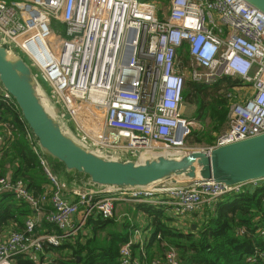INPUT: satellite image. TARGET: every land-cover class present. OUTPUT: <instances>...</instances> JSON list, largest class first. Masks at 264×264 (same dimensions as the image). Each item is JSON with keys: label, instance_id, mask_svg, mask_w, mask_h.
<instances>
[{"label": "built area", "instance_id": "obj_1", "mask_svg": "<svg viewBox=\"0 0 264 264\" xmlns=\"http://www.w3.org/2000/svg\"><path fill=\"white\" fill-rule=\"evenodd\" d=\"M163 4L156 0H0V44L31 67L49 103L57 105V117L75 131L77 139L73 138L105 159L143 161L158 155L210 154L217 146L263 133L264 12L245 0H167L166 12ZM53 23L63 25V33L55 35ZM180 49L203 72L185 68ZM223 76L246 85L249 93L240 100L229 98L228 128L212 143L197 149L184 147L190 124L183 113L186 80L210 85ZM4 111L17 112L24 122L13 96L0 82L1 146L17 132L11 121L2 118ZM25 137L48 181L34 194L22 178L0 176V199L11 193L32 210L21 229L0 240V264H14L16 255L41 254L46 247L59 246L81 230L93 213L112 218L116 202L168 205L182 220L196 215L204 203L259 181L228 185L205 180L100 190L92 183L68 187L75 197L69 201L67 187L50 170L27 126ZM46 206V222L55 230L38 233ZM258 234L264 237V227ZM142 236V228H135L121 244L120 264H181L173 247L148 257ZM245 260L264 264V252L256 249Z\"/></svg>", "mask_w": 264, "mask_h": 264}, {"label": "trees", "instance_id": "obj_2", "mask_svg": "<svg viewBox=\"0 0 264 264\" xmlns=\"http://www.w3.org/2000/svg\"><path fill=\"white\" fill-rule=\"evenodd\" d=\"M2 1L9 2L11 0ZM156 1L167 2V0ZM180 56L183 65H185L189 58L187 51L180 49ZM231 79L233 78L230 76H223L218 82L227 84ZM207 87L206 84L187 79L183 90L184 100L190 102L189 92L194 91L195 96H199L198 93L203 90L207 91ZM44 89L41 88V90ZM213 101L205 104L201 98L199 104L204 111L203 115L207 113L211 118H216L215 115L219 116L214 125V130H216L218 123L227 118L229 101L224 94L217 95ZM2 118L11 121L17 128V132L13 137L5 139L4 144L0 147V176L8 175L13 179L22 178L27 187L37 194L42 191L48 178L25 137L27 124L19 118L17 112L4 111ZM211 139L207 137V140ZM69 172L73 175L72 178H69V184L82 185L79 182L71 181V179L79 180V176H74L77 173L84 175L87 179L83 173ZM58 178L62 182L61 177L58 176ZM92 185L100 186L94 183ZM5 195L11 199L13 197L11 193H5ZM17 202L19 205H11L14 210L9 211L8 207H0V225L8 218H12L14 229L22 228L24 220L32 210L26 203L18 200ZM165 207V205L159 204L137 203V208L147 215V219L149 218L147 223L145 221V225L153 229L150 242L152 239L157 240L159 251L158 247L161 243L165 244L163 248L161 247V251L169 247L175 248L178 251L181 264H248L245 259L254 250L264 252V237L258 234L259 229L264 227V179L256 185L244 187L240 192L224 194L215 201L204 203L202 206L203 215L202 217L199 215L200 224L198 225L194 221L195 228L191 226L187 231L178 227V222L181 219L165 214ZM201 211L196 214H200ZM43 222L44 226L51 227L46 219H43ZM138 225L136 222L131 223L128 220L117 225L113 217L105 219L99 214L93 213L87 217L84 226L75 235L65 239L59 246L45 248V250L59 253L64 251L60 257L53 259L48 264H120L118 261L119 248L121 244L128 241L133 229L141 227ZM241 229L244 231L239 233L238 231ZM104 231L106 232L104 233ZM158 235L159 237H157ZM161 251L159 254H163ZM147 253L149 254L146 251ZM14 264H41V261H37L32 253L19 254L14 257ZM257 264L262 263L258 262Z\"/></svg>", "mask_w": 264, "mask_h": 264}, {"label": "water", "instance_id": "obj_3", "mask_svg": "<svg viewBox=\"0 0 264 264\" xmlns=\"http://www.w3.org/2000/svg\"><path fill=\"white\" fill-rule=\"evenodd\" d=\"M264 12V0H245ZM0 82L10 92L40 148L101 186L170 187L214 180L228 185L264 179V132L220 145L210 154L158 155L143 161L105 159L67 135L47 111L31 67L0 44ZM58 112L57 107H53Z\"/></svg>", "mask_w": 264, "mask_h": 264}, {"label": "rangeland", "instance_id": "obj_4", "mask_svg": "<svg viewBox=\"0 0 264 264\" xmlns=\"http://www.w3.org/2000/svg\"><path fill=\"white\" fill-rule=\"evenodd\" d=\"M11 1H13V0H11ZM163 10H164V12L167 11V2L163 4ZM52 26H53V29H54L53 32L55 35H57L59 32L63 33V30H64L63 25H60L58 23H53ZM185 66H186L185 68H194L200 72H203L202 69H199L194 64H192V61H190V58H188ZM185 71H187V69H185ZM235 80L236 79H234V80L231 79V81L227 84L225 82L216 81L215 83L208 85L207 91L203 90V91H201V93H198L199 96H195L194 91L192 93L189 92L190 93V97H189L190 102L186 99L183 102V113L190 120L189 133H188L187 137L185 138L184 147L190 148V149H197V148L205 147L206 145L212 143L217 136H219L221 133H223L228 128L229 120H228V116H227V118L222 119V121H220V123H218V127L216 128V130H214L215 129L214 125L216 124L217 118H219V116L215 115L216 118H211V116L209 114L207 115V113H205V115H203L204 111L202 110V108L199 104V100L202 98V102H204L205 104H208V103L214 102L213 100H215V98H217V95H222V94H224V96L228 99V101H229V98H232L233 100H240L243 95L249 93V87H247L246 85H242L239 81H237V80L235 81ZM206 86H207V84H206ZM40 90H41V88H40ZM41 92H42V95L44 96V93L42 90H41ZM50 105L52 108L57 106L54 103H53V105L52 104H50ZM57 119L60 122V124L63 126V128L66 129L72 137L77 139V137L75 135V131L73 129H71V127H68L67 125H65V123L61 119L60 115H58ZM207 137H209L210 139L212 137V139L207 140ZM34 139H35V141H37L36 137ZM43 158L46 160L47 165L49 166L50 170L54 174H56L58 176H60L61 174L66 176V172L64 170L65 168H64L62 163L55 160V158L50 156L45 151H43ZM247 186H251V184L245 185V187H247ZM159 205H161V204H159ZM165 206H166L165 207V214L168 216H172L173 214L170 211V206H168V205H165ZM117 207L119 208L120 205H118ZM201 209H200V211H201ZM122 210H125V209H121V210H119V212H122ZM199 215H200V217H202L203 209H202L201 213L198 214V216L196 215L195 219L192 218L191 221H187V223L185 225H181L178 222V227H181L180 229H182L184 231L189 230V228L191 226L193 228H195V225L193 222L195 221L198 223V225L200 224L199 223V219H200ZM122 217L126 219V217L124 215H122ZM141 218H142V216H139V214H136L135 217L132 216V218L130 217V219H127V220L131 223L136 222L137 225H138V221H139V225H140V221L142 220ZM170 219L173 220L172 218H170ZM118 223L119 222H116L117 225H118ZM105 232L106 231H104V233ZM238 232L240 233V231H238ZM159 246L160 247H158V248H160V251H161V247L163 248L165 246V244L161 243V244H159ZM165 250H166V248L163 249L161 252L163 253V251H165ZM152 254H153V256L158 255V253H156L155 251H152Z\"/></svg>", "mask_w": 264, "mask_h": 264}, {"label": "crops", "instance_id": "obj_5", "mask_svg": "<svg viewBox=\"0 0 264 264\" xmlns=\"http://www.w3.org/2000/svg\"><path fill=\"white\" fill-rule=\"evenodd\" d=\"M0 147H1V144H0ZM64 170L66 172V176L61 174L60 177H61L62 182L67 187L66 197L68 198L69 201H74L75 197L70 195L68 190H69V188H71L72 186L77 185L78 183L77 184H69L70 183V179L69 178L70 177L72 178L73 175L71 174V172L67 171L66 169H64ZM74 176H79L80 178H79L78 181H74V180L71 179L72 182H79V184H82L80 186H88V187L90 186L88 178L86 179L84 177V175H81V174L77 173ZM258 183H260V180L258 181ZM102 187L103 186H101V185L100 186H95V185L93 186V188L97 189V190L102 189ZM107 194L108 193H104V195H107ZM15 204L19 205V203L17 202V200L14 197H12V199H11V198L7 197L6 195L4 196V194L2 195V197L0 199V207H3V208L8 207L9 211H10V210H14L13 206H16ZM11 205H13V206H11ZM116 205L117 206L120 205V207L118 208ZM47 209H48V206H46V209L44 210L43 214L40 215L41 223L37 227V232L38 233H42L44 231L55 230L54 227H52V226L49 227L47 225H45V226L43 225V223H44L43 219H45V212H46ZM121 209H125V210H122V212H119V210H121ZM29 214H32V212L29 213ZM136 214H139V216H142V218H141L142 220L140 221V226H141V228L143 230V236L142 237H143V239L145 241L146 251L149 252V254L147 253L148 257H153L152 251H155L156 253H158V255H161V254H159L160 251L157 249V240L152 239V241L150 242V240L152 238V234H153V229L150 226L145 225V221L147 223V220H149V218L147 219V217H146L147 215L143 211H141L140 209L137 208V203H127V202H116L115 203V209H114V215H113L114 221L119 222V223H123V222H125V220L130 219V217L131 218H132V216L135 217ZM15 215L16 214H14V217H16ZM122 215H124L126 217V219L123 218ZM173 216H175V215L173 214ZM192 218H194L193 215L186 216L181 221L179 220V223L181 225H185L187 223V221H191ZM195 218H196V216H195ZM176 222H177V219H176ZM138 224H139V221H138ZM12 230H14L12 218H8L4 223H2L0 225V240H6V238L8 237L9 233ZM134 248H136V247H134ZM63 252L59 253V252H56V251H51V250H45L44 249L41 254H34V257L36 258L37 261L45 262V263L48 264L53 259H55L57 257H60L63 254ZM158 255H156V256H158Z\"/></svg>", "mask_w": 264, "mask_h": 264}, {"label": "bare ground", "instance_id": "obj_6", "mask_svg": "<svg viewBox=\"0 0 264 264\" xmlns=\"http://www.w3.org/2000/svg\"><path fill=\"white\" fill-rule=\"evenodd\" d=\"M41 94H42V93H41ZM42 99H43V102H44V104H45V107L47 108V111H48L50 114H52L53 117L58 121V119H57V113L53 111L54 108L51 107V105H50L48 99L46 98L45 94H44V96L42 95ZM59 123H60V122H59ZM60 126H61L62 130H63L67 135L71 136V135L69 134V132H68L66 129H64L63 126H62L61 124H60ZM71 137H72V136H71ZM72 138H73V137H72Z\"/></svg>", "mask_w": 264, "mask_h": 264}]
</instances>
